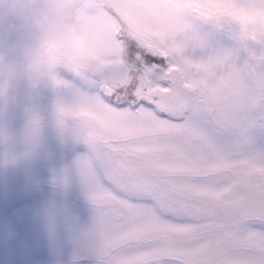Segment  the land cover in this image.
<instances>
[{
  "label": "snow or ice",
  "instance_id": "obj_1",
  "mask_svg": "<svg viewBox=\"0 0 264 264\" xmlns=\"http://www.w3.org/2000/svg\"><path fill=\"white\" fill-rule=\"evenodd\" d=\"M106 7L114 49L62 73L103 116L77 161L98 264H264V0Z\"/></svg>",
  "mask_w": 264,
  "mask_h": 264
},
{
  "label": "rangeland",
  "instance_id": "obj_2",
  "mask_svg": "<svg viewBox=\"0 0 264 264\" xmlns=\"http://www.w3.org/2000/svg\"><path fill=\"white\" fill-rule=\"evenodd\" d=\"M106 4L103 0L102 11L113 29L98 61L61 66L38 86L0 76V264H98L92 253H100L101 239L77 161L88 152L85 142L103 116L87 93L62 87L68 83L62 73L94 71L114 49L117 21ZM57 101L69 105L74 115L55 121ZM32 118L38 123L26 131ZM29 139L42 144L39 159L27 156ZM53 203L67 212L50 222L44 209ZM88 231L94 233L91 239L84 238Z\"/></svg>",
  "mask_w": 264,
  "mask_h": 264
},
{
  "label": "clouds",
  "instance_id": "obj_3",
  "mask_svg": "<svg viewBox=\"0 0 264 264\" xmlns=\"http://www.w3.org/2000/svg\"><path fill=\"white\" fill-rule=\"evenodd\" d=\"M103 0H0V76L38 86L50 79L61 66H79L98 61L113 25L102 11ZM151 16L162 19L159 11ZM74 115L63 101L53 105L55 121ZM32 118L26 131L36 126ZM42 144L25 142L27 156L36 160ZM67 212L53 203L45 207L50 222ZM92 231L84 238L91 239Z\"/></svg>",
  "mask_w": 264,
  "mask_h": 264
}]
</instances>
